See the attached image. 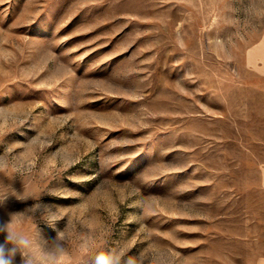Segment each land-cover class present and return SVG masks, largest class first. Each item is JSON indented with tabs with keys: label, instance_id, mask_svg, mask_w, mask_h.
<instances>
[{
	"label": "rangeland",
	"instance_id": "1",
	"mask_svg": "<svg viewBox=\"0 0 264 264\" xmlns=\"http://www.w3.org/2000/svg\"><path fill=\"white\" fill-rule=\"evenodd\" d=\"M0 165L65 264H264V0H0Z\"/></svg>",
	"mask_w": 264,
	"mask_h": 264
},
{
	"label": "clouds",
	"instance_id": "2",
	"mask_svg": "<svg viewBox=\"0 0 264 264\" xmlns=\"http://www.w3.org/2000/svg\"><path fill=\"white\" fill-rule=\"evenodd\" d=\"M2 167V165H0ZM31 212L16 211L8 214L7 220H0V235L4 240L0 243V264H17V257L22 264H65L62 257L66 255L64 241L66 235L57 230L54 239L42 237L36 229L25 231V224L36 217L42 218L50 226L55 227L59 217L51 210V206L43 201L31 206ZM36 252L38 255H34ZM95 264H120L114 252H101L95 258Z\"/></svg>",
	"mask_w": 264,
	"mask_h": 264
}]
</instances>
